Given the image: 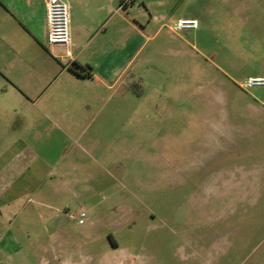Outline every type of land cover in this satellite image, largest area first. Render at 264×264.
<instances>
[{
  "label": "rangeland",
  "instance_id": "1",
  "mask_svg": "<svg viewBox=\"0 0 264 264\" xmlns=\"http://www.w3.org/2000/svg\"><path fill=\"white\" fill-rule=\"evenodd\" d=\"M148 1L130 3L199 27L152 24L102 99L74 83L56 105L5 104L8 137L27 140V171H41L15 205L24 246L0 264H264V87L246 86L264 75V0ZM51 185L46 201L66 215L48 224L29 213ZM81 209L85 224L68 216Z\"/></svg>",
  "mask_w": 264,
  "mask_h": 264
},
{
  "label": "crops",
  "instance_id": "2",
  "mask_svg": "<svg viewBox=\"0 0 264 264\" xmlns=\"http://www.w3.org/2000/svg\"><path fill=\"white\" fill-rule=\"evenodd\" d=\"M68 1L72 15V58H64L62 47L48 44L45 0H0V118L4 116L5 104H16L10 107L12 110L22 103L37 107L45 101L56 105L68 94L61 87L74 83L82 84L86 89L79 93H83L79 97L84 96L88 102L102 99V87L116 89L134 65L145 44L138 46L139 39L149 38L145 32L152 24H160L159 31L167 26L173 29L172 22L186 17H176L170 11L152 13L148 6L149 16L137 14L129 0L122 3L110 0L107 21L102 23V0ZM155 2L162 7L170 4V0ZM148 3L154 2L149 0ZM145 20L148 25H145ZM108 32L111 41L102 45V33ZM73 63L91 65L93 76L77 75L70 69ZM8 111L11 110H6V114ZM6 129L5 121L0 119V225L6 228V232L0 234V250L4 251L24 246L12 230L27 212L15 205L25 194L26 184L39 181L41 171L37 166L29 167L31 173L27 171L22 153L27 140L19 136L8 137ZM39 136L38 130L34 140H40ZM51 186L48 193L37 189L36 196L42 200L43 208L29 213L30 216L39 215L40 221L48 224L66 215L56 212V208L46 201L53 200L54 185ZM6 254L12 257L10 252ZM72 263L69 260L61 262Z\"/></svg>",
  "mask_w": 264,
  "mask_h": 264
},
{
  "label": "built area",
  "instance_id": "3",
  "mask_svg": "<svg viewBox=\"0 0 264 264\" xmlns=\"http://www.w3.org/2000/svg\"><path fill=\"white\" fill-rule=\"evenodd\" d=\"M46 19L48 23V44L59 46L64 49V58H72L74 55V44L72 40V15L71 5L68 0H45ZM130 2L132 0H129ZM197 19H180L174 30L197 29ZM247 87L263 86L264 75L250 77L246 83ZM69 218L85 224L87 212L84 209L69 213Z\"/></svg>",
  "mask_w": 264,
  "mask_h": 264
},
{
  "label": "trees",
  "instance_id": "4",
  "mask_svg": "<svg viewBox=\"0 0 264 264\" xmlns=\"http://www.w3.org/2000/svg\"><path fill=\"white\" fill-rule=\"evenodd\" d=\"M70 69L81 77L91 78L93 76V67L89 64L73 63Z\"/></svg>",
  "mask_w": 264,
  "mask_h": 264
}]
</instances>
